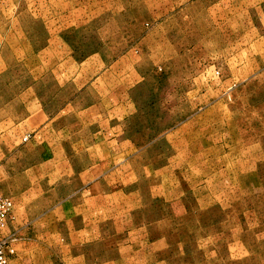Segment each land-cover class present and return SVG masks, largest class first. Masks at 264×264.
Returning <instances> with one entry per match:
<instances>
[{
  "label": "rangeland",
  "instance_id": "obj_1",
  "mask_svg": "<svg viewBox=\"0 0 264 264\" xmlns=\"http://www.w3.org/2000/svg\"><path fill=\"white\" fill-rule=\"evenodd\" d=\"M181 2L0 0V114L37 105L47 128L13 144L0 194L73 154V247L63 225L52 264H264V0H201L199 30H167Z\"/></svg>",
  "mask_w": 264,
  "mask_h": 264
},
{
  "label": "crops",
  "instance_id": "obj_2",
  "mask_svg": "<svg viewBox=\"0 0 264 264\" xmlns=\"http://www.w3.org/2000/svg\"><path fill=\"white\" fill-rule=\"evenodd\" d=\"M200 1L182 0L178 6L166 10V29L171 31L187 29V27L178 24L177 15L181 14L182 17H185L184 20H190L194 24L193 30H199L196 25L200 23V20L196 17L195 6H199ZM220 4H222L221 1L218 5ZM178 10L179 12L175 15V12ZM197 15L200 17L201 14ZM232 15L233 12L230 7V10L226 14L221 15V18H219L221 20L216 23L219 25L218 28H214L217 31L219 29L221 32L220 38L224 41L221 46V52L231 57L235 55L233 47L236 43L234 41L237 42L236 29L232 26V22L234 21V15L233 19ZM195 19L197 22H194ZM158 25L161 27L163 23H159ZM261 36L264 39V30L261 32ZM32 106L38 107L37 105L23 104L21 107L22 111H25V114L21 113V116L17 119H12L10 113H7L5 116L0 114V128H5L3 130L0 129V186L2 183H7L10 179L8 170L10 162L6 161L4 168L1 165L3 164L2 160L8 159L10 153L15 148L13 144L20 141L26 135H30L31 141L28 147H34L31 142L42 139L43 132L47 129L44 127L46 126L45 115L40 116V119H42V122H40L37 120L38 114L28 113L31 109L41 111L39 108H31ZM5 110H8V108ZM8 144L12 145L9 146ZM35 146H37L36 143ZM69 155L60 148H53V150H49L44 155L43 162H41L45 170V174L41 178L45 179L43 186L39 185V183L37 185L33 183V186H29L27 189L23 186L15 191L6 189V193L15 203L13 216L9 220L6 230L3 232L4 236H11L16 239L14 243L15 255L11 257L9 264H32L34 262L36 264H52L50 263L53 261L52 250L59 249L61 251L63 245L62 236L60 235L63 225L69 226L71 233L70 236L67 235L65 237L67 239V247H73V216L71 218H62V210L63 207H67V202L70 205V213L73 212V193L63 197V189L68 186L63 187L62 159H73V154ZM17 158L19 157L16 156L15 159ZM34 159H37V157ZM30 170L34 171L33 175L36 177L35 182H37L39 179L37 174L39 166L35 165ZM22 172L20 173L21 179L24 178L26 173L25 171ZM70 176L73 177V166H71ZM68 184L73 185V181H68ZM69 188L73 189V186ZM63 213L65 214L66 212L63 211ZM47 214L50 217L43 218Z\"/></svg>",
  "mask_w": 264,
  "mask_h": 264
},
{
  "label": "built area",
  "instance_id": "obj_3",
  "mask_svg": "<svg viewBox=\"0 0 264 264\" xmlns=\"http://www.w3.org/2000/svg\"><path fill=\"white\" fill-rule=\"evenodd\" d=\"M30 136L25 138V141ZM15 203L9 196L0 194V264H9L12 256L15 255L14 243L16 239L11 236H4L3 232L13 216Z\"/></svg>",
  "mask_w": 264,
  "mask_h": 264
}]
</instances>
